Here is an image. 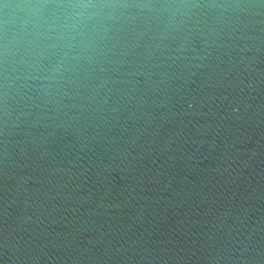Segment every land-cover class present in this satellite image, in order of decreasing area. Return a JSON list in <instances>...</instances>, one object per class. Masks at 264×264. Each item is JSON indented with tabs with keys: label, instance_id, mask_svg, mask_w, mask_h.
Masks as SVG:
<instances>
[{
	"label": "water",
	"instance_id": "obj_1",
	"mask_svg": "<svg viewBox=\"0 0 264 264\" xmlns=\"http://www.w3.org/2000/svg\"><path fill=\"white\" fill-rule=\"evenodd\" d=\"M0 264H264V0H0Z\"/></svg>",
	"mask_w": 264,
	"mask_h": 264
}]
</instances>
